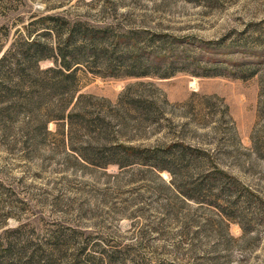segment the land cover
Masks as SVG:
<instances>
[{
    "label": "rangeland",
    "instance_id": "1",
    "mask_svg": "<svg viewBox=\"0 0 264 264\" xmlns=\"http://www.w3.org/2000/svg\"><path fill=\"white\" fill-rule=\"evenodd\" d=\"M46 14L169 33L228 74L81 71L90 115H1L0 236L48 249L54 264H264V0H0V58ZM250 66L254 76H234ZM144 98L152 118L126 104ZM176 142L205 151L204 173L172 183L168 171L112 161L119 144ZM206 175V193H183Z\"/></svg>",
    "mask_w": 264,
    "mask_h": 264
},
{
    "label": "trees",
    "instance_id": "2",
    "mask_svg": "<svg viewBox=\"0 0 264 264\" xmlns=\"http://www.w3.org/2000/svg\"><path fill=\"white\" fill-rule=\"evenodd\" d=\"M116 13L119 14L118 10ZM121 15L128 17L129 13ZM43 62L51 64L43 67ZM228 66L227 62L210 60L203 52L186 46L181 37L145 26L123 28L120 22L96 25L46 14L33 21L30 29L22 32L0 58V116H18L23 112L29 116L71 119L78 106L79 115H90L86 107L92 95L81 93L77 97L81 71L113 78H171L179 73L225 76ZM240 69L234 70V76L248 78L257 72L253 66ZM126 104L135 108L142 104L147 118L157 113L150 99L129 100ZM205 154L204 150L182 142L166 149L119 144L113 149L112 161L121 167L141 163L155 172L168 171L172 183H176V173L179 177L188 176L193 167L204 173ZM208 176L202 177L193 192L181 190L196 200L210 189L203 181ZM33 246L22 243L20 237L11 241L0 236V264L55 263L48 249Z\"/></svg>",
    "mask_w": 264,
    "mask_h": 264
}]
</instances>
